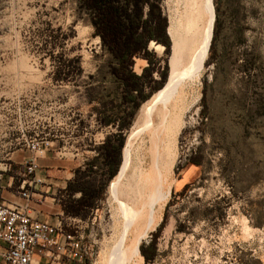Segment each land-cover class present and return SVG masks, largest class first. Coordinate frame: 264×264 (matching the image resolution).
<instances>
[{
  "label": "rangeland",
  "instance_id": "rangeland-1",
  "mask_svg": "<svg viewBox=\"0 0 264 264\" xmlns=\"http://www.w3.org/2000/svg\"><path fill=\"white\" fill-rule=\"evenodd\" d=\"M212 4L218 23L207 56L183 84L166 134H172L175 154L166 174L169 196L139 246L137 264H264V0ZM165 6L162 0L166 15ZM97 38L74 0H0V180L17 184L24 163L34 157L27 145L47 140L37 166L47 156L68 161L73 170L80 168L74 187L87 183L99 192L104 186L101 199L66 216L89 234V264H103L120 232L99 147L108 138L118 172L126 137L147 101L129 128L122 121L121 132L98 122L105 109L93 98L104 85L108 56ZM150 50L160 67L167 58V76L171 49L166 55L164 47L151 44ZM58 63L63 71L56 80ZM146 65L139 59L133 70L140 74ZM152 77L138 99L155 93L162 77ZM118 133L125 138L119 154ZM58 195L65 210H77L79 193L63 189ZM153 240L156 250L146 262L141 247L150 255Z\"/></svg>",
  "mask_w": 264,
  "mask_h": 264
},
{
  "label": "bare ground",
  "instance_id": "bare-ground-1",
  "mask_svg": "<svg viewBox=\"0 0 264 264\" xmlns=\"http://www.w3.org/2000/svg\"><path fill=\"white\" fill-rule=\"evenodd\" d=\"M165 5L173 60L163 86L142 105L139 121L126 137L119 170L110 180L111 217L120 232L103 264H137L144 236L158 223L169 196L166 174L175 156L172 134L166 136L170 120L183 84L200 69L212 38V0H165Z\"/></svg>",
  "mask_w": 264,
  "mask_h": 264
},
{
  "label": "trees",
  "instance_id": "trees-1",
  "mask_svg": "<svg viewBox=\"0 0 264 264\" xmlns=\"http://www.w3.org/2000/svg\"><path fill=\"white\" fill-rule=\"evenodd\" d=\"M76 9L84 14L90 26L93 28L94 35L99 38L101 49L107 54L108 60L105 63L100 82L103 87L100 93L93 98L104 111L100 113L97 120L104 126H116L119 132L124 128L122 121L127 119L126 127L129 128L139 106L150 98L149 95L138 99L139 93L145 87V81L155 82L152 74L156 73L162 77L161 82L157 83L156 92L159 90L167 76V58L161 59L163 65L160 67V59L150 50V45H159L165 48V53H170V40L166 33L168 22L167 16L162 8V0H74ZM215 9H216V2ZM217 11V9H216ZM218 17L214 26L216 29ZM142 59L147 65L140 74L133 70L135 61ZM61 62H64L61 60ZM55 79L61 78L62 66L54 65ZM79 67H77L78 69ZM164 81V82H163ZM129 112L126 114L127 108ZM117 152L124 144V136L118 133ZM108 138L106 139V141ZM99 147L101 161L100 169L108 167L107 179H112L117 173L116 165L110 162V155L107 150V142ZM96 162V159L87 163V166ZM80 168L73 170L74 174ZM75 181H68L66 191L69 195L79 193L80 197L76 201L77 210L70 212L73 216L79 215V210L89 207L95 198H102L104 186L95 192L86 188L87 183L74 187ZM161 229H158V232ZM151 253L147 255L141 247V253L146 262L152 259L156 250V242L150 243ZM85 264H89L87 261Z\"/></svg>",
  "mask_w": 264,
  "mask_h": 264
},
{
  "label": "built area",
  "instance_id": "built-area-1",
  "mask_svg": "<svg viewBox=\"0 0 264 264\" xmlns=\"http://www.w3.org/2000/svg\"><path fill=\"white\" fill-rule=\"evenodd\" d=\"M49 145L47 140L31 141L27 145L34 157L23 165L18 190L23 202L6 204L0 201V264H36L34 255L47 251L59 255L66 264L74 261L86 263L91 256V246L81 226L75 224L71 226L73 231H66L61 220L52 224L28 213L32 195L44 183L36 175L35 158Z\"/></svg>",
  "mask_w": 264,
  "mask_h": 264
},
{
  "label": "crops",
  "instance_id": "crops-1",
  "mask_svg": "<svg viewBox=\"0 0 264 264\" xmlns=\"http://www.w3.org/2000/svg\"><path fill=\"white\" fill-rule=\"evenodd\" d=\"M20 156L23 157L24 155ZM38 162L36 175L42 178L44 183L32 195L28 213L36 219L48 221L52 224L61 220L65 225V230L70 231L71 226L75 225V223L74 221L72 223L67 221L68 217L66 216L68 215L64 211L62 196L58 195V193L66 188L68 181H72L74 176L73 168L67 163L68 161L55 159L54 157L47 156V158L41 159ZM76 166H80V164L76 163ZM22 178L21 176L17 184L13 182L12 178H9L7 181L0 180V201L6 204H21L23 202L18 191ZM84 234L88 241L87 231H84ZM58 240H60L59 237ZM33 259L36 264H66L59 255L56 256L48 251L36 253ZM68 264L85 263L74 261Z\"/></svg>",
  "mask_w": 264,
  "mask_h": 264
},
{
  "label": "water",
  "instance_id": "water-1",
  "mask_svg": "<svg viewBox=\"0 0 264 264\" xmlns=\"http://www.w3.org/2000/svg\"><path fill=\"white\" fill-rule=\"evenodd\" d=\"M166 33H167V30H166ZM167 35H168V33H167Z\"/></svg>",
  "mask_w": 264,
  "mask_h": 264
}]
</instances>
